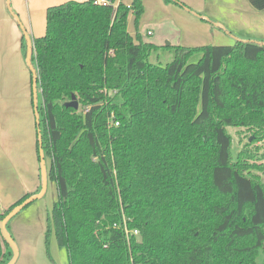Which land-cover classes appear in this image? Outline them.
<instances>
[{
  "label": "trees",
  "instance_id": "trees-1",
  "mask_svg": "<svg viewBox=\"0 0 264 264\" xmlns=\"http://www.w3.org/2000/svg\"><path fill=\"white\" fill-rule=\"evenodd\" d=\"M249 1L264 10V0ZM116 2L51 6L46 34L33 40L58 187L47 241L53 231L69 264H256L264 176L252 168L264 165L233 159L227 126L264 134V42L168 46L173 60L154 64L160 46L128 30L143 0ZM74 94L78 109L68 106ZM13 255L0 233V264Z\"/></svg>",
  "mask_w": 264,
  "mask_h": 264
},
{
  "label": "crops",
  "instance_id": "crops-1",
  "mask_svg": "<svg viewBox=\"0 0 264 264\" xmlns=\"http://www.w3.org/2000/svg\"><path fill=\"white\" fill-rule=\"evenodd\" d=\"M67 1L71 0H0V213L43 188L33 72L23 28L32 41L45 35L47 9ZM122 2L132 6L134 0H117L115 6ZM129 13L128 30L135 42L142 39L160 47H166V41L170 46L232 45L237 40H252L247 36L264 29V10L256 9L249 0H143L138 21L134 11ZM38 100L40 105L39 90ZM51 164L46 156L45 194L51 190L55 200L57 183L49 179ZM40 199L10 221L9 232L20 251L15 264H40L46 228Z\"/></svg>",
  "mask_w": 264,
  "mask_h": 264
},
{
  "label": "rangeland",
  "instance_id": "rangeland-1",
  "mask_svg": "<svg viewBox=\"0 0 264 264\" xmlns=\"http://www.w3.org/2000/svg\"><path fill=\"white\" fill-rule=\"evenodd\" d=\"M247 38L252 40L255 38L264 41V29L254 31L253 34L249 35V37L247 36ZM165 44L166 47H160L157 51H154L151 54L149 58L151 63L167 64L173 60L175 50L168 48L167 41ZM80 109H82V107ZM227 128L232 134L233 159L237 160L240 156L245 155L248 162L260 166L261 164L264 165V134H262L261 131L259 132V128L248 126L239 127L234 125L227 126ZM252 171L257 173L260 177L264 176V170L262 169L252 168ZM56 191L57 198L55 200L52 198L51 190L47 191V193L40 199L42 207L43 209L45 208L46 211V228L40 245V264H69L68 250H66L65 247L59 246L56 235L53 231L51 232L49 241H47L46 231L49 225L48 214L51 212L54 202L58 199V187ZM37 202H39V199ZM256 262V264H264V248L260 250Z\"/></svg>",
  "mask_w": 264,
  "mask_h": 264
},
{
  "label": "water",
  "instance_id": "water-1",
  "mask_svg": "<svg viewBox=\"0 0 264 264\" xmlns=\"http://www.w3.org/2000/svg\"><path fill=\"white\" fill-rule=\"evenodd\" d=\"M14 15V14H13ZM17 20L19 21L18 16L14 15ZM23 31L25 33L26 39L28 41V54H27V61L29 66H31V70L33 72V83H34V100H35V114L37 116V125H38V133H39V150H40V159H41V167H42V183L43 188L40 193L33 194L28 196L22 203L14 206L10 212L3 217V219L0 218V233L3 236V238L7 241V243L12 247V251H14V255L11 259V261L8 264H15L20 256V251L18 248V244L14 238V236L8 231L7 224L10 222L11 219L15 215H17L20 211L26 208L27 205L31 204L32 202L40 199L45 194L47 187H48V171L46 167V155L45 150L43 149V133H41V116L39 114V100H38V70L32 63V55L34 53L33 49V41L29 35V33L26 32V30L23 28ZM167 45L170 46L169 42H167ZM68 106L75 107L76 109L79 108V101L76 99V95L74 94L72 96L71 102L68 103Z\"/></svg>",
  "mask_w": 264,
  "mask_h": 264
},
{
  "label": "built area",
  "instance_id": "built-area-1",
  "mask_svg": "<svg viewBox=\"0 0 264 264\" xmlns=\"http://www.w3.org/2000/svg\"><path fill=\"white\" fill-rule=\"evenodd\" d=\"M112 0H95V4L98 5H105V4H110ZM149 34H152V31H149ZM120 122L116 120V115L114 113L110 114V125H115L118 126ZM125 231L127 232V235H130L131 233L137 236H140L139 230H129L127 227L125 228Z\"/></svg>",
  "mask_w": 264,
  "mask_h": 264
}]
</instances>
